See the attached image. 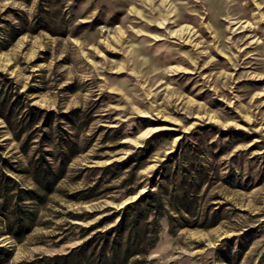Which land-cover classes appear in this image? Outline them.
<instances>
[{
	"label": "rangeland",
	"instance_id": "obj_1",
	"mask_svg": "<svg viewBox=\"0 0 264 264\" xmlns=\"http://www.w3.org/2000/svg\"><path fill=\"white\" fill-rule=\"evenodd\" d=\"M129 234L264 264V0H0V264Z\"/></svg>",
	"mask_w": 264,
	"mask_h": 264
},
{
	"label": "trees",
	"instance_id": "obj_2",
	"mask_svg": "<svg viewBox=\"0 0 264 264\" xmlns=\"http://www.w3.org/2000/svg\"><path fill=\"white\" fill-rule=\"evenodd\" d=\"M122 220H123V218L121 219V221ZM130 234L125 239L124 245H122V243L119 242L118 244H116V246H117L116 249L114 247H112V252H107L102 247L101 251H100V254H98L95 259H93L94 258V253L91 256L87 257L86 253L78 252V253H76L74 255H70L71 261H70V263H66V264H116L117 262L121 261V259H122L121 258L122 247H125V249L123 251V254H124L123 258L126 259L128 256H132V255H130V251H129V247L131 245V242H130L131 236H130ZM121 240H123V239L121 238Z\"/></svg>",
	"mask_w": 264,
	"mask_h": 264
}]
</instances>
